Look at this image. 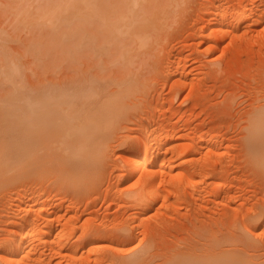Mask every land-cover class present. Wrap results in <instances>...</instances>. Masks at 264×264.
Returning a JSON list of instances; mask_svg holds the SVG:
<instances>
[{"label": "rangeland", "instance_id": "374dc122", "mask_svg": "<svg viewBox=\"0 0 264 264\" xmlns=\"http://www.w3.org/2000/svg\"><path fill=\"white\" fill-rule=\"evenodd\" d=\"M95 1L94 14L78 4L70 17L71 0H0V163L8 165L0 169V264H147L154 249L134 259L144 244L139 228L159 208L168 215L163 246L191 242L198 253L215 249L217 259L231 253L235 264H264V155L244 147L242 118L264 94V0ZM34 90L72 102L54 103L42 119L46 138L30 151L8 119ZM76 108L88 120L78 122ZM155 139L182 150L173 173H197L164 186L167 203L140 213L134 199L149 187L141 172L159 168L146 163L156 157Z\"/></svg>", "mask_w": 264, "mask_h": 264}, {"label": "bare ground", "instance_id": "6f19581e", "mask_svg": "<svg viewBox=\"0 0 264 264\" xmlns=\"http://www.w3.org/2000/svg\"><path fill=\"white\" fill-rule=\"evenodd\" d=\"M20 1V0H19ZM22 2V1H21ZM68 2H69V0H68ZM68 2H66L65 4H66V6H65V4H64V6L62 5V7H63V9L65 8V11H66V8L67 7H69L68 6ZM26 5L27 6V8H29L28 6L30 5H28V4H26V3H24L23 2V5ZM78 4H82V6H80V5H78ZM93 4H96V1L95 0H71V2H69V5H70V7H69V9L68 10H70V9H72L73 7L71 6V5H75L74 6V8H75V10H77V13H78V11H80V9L82 8V7H86V9H92V10H90V12L91 13H93L94 14V11H95V8H93ZM22 5V6H23ZM23 6L24 8H26V6ZM56 5V4H55ZM55 5H53V6H55ZM76 5H78V6H76ZM21 6V7H22ZM81 8H80V7ZM22 7V8H23ZM57 7H61V5H56L54 8H52V6H51V9L52 10H56V9H58ZM62 7L60 8V9H62ZM72 7V8H71ZM76 7H79L78 9L76 8ZM88 7V8H87ZM25 9L24 10V12H23V10H21V12H23L24 14H26L27 13V11L26 10H28V9ZM56 8V9H55ZM83 9H85V8H83ZM262 9H263V7H262ZM39 10V9H38ZM49 10L50 9H48L47 11H45V12H47V14H48V16L50 15V18L51 17H53L54 18V16H51V14H49ZM59 10V9H58ZM74 10V9H73ZM74 10V11H75ZM249 10V9H248ZM253 10V8L249 11V12H251ZM257 10V9H256ZM259 10V9H258ZM35 11V10H34ZM41 11H42V9H41ZM65 12V11H63V10H60V12ZM84 11V10H83ZM20 12V13H21ZM56 12V11H55ZM68 13L70 12V17L72 16V12L73 11H67ZM66 12V13H67ZM76 12V11H75ZM85 12H86V10H85ZM258 12V11H257ZM29 13H30V11H29ZM36 13H38L37 15V18L39 17V16H41V15H39V12H36ZM42 13V17H43V15H46V14H44V12L42 11L41 12ZM57 13V12H56ZM56 13H54V14H56ZM74 13V12H73ZM98 13V12H97ZM256 13V12H255ZM18 14V13H17ZM62 14V13H61ZM81 14H83V13H81ZM81 14H79V16H81ZM247 14H249V13H247ZM247 14H244V16L242 17V19L243 20H247L248 18V16H247ZM258 14V13H257ZM262 14H264L263 12L261 13H259L258 14V16H260L262 19L264 18V15H262ZM20 15V14H19ZM18 15V16H19ZM33 15V14H32ZM58 15H60V13L58 14ZM58 15H55L56 16V18H57V16ZM64 15V14H63ZM67 14H66V16H68ZM84 15V14H83ZM82 15V16H83ZM87 15V14H86ZM221 15H223V14H221ZM226 15V14H225ZM25 16V15H24ZM27 16H29V15H27ZM26 16V17H27ZM34 16V15H33ZM68 16V17H69ZM75 16V15H74ZM77 16V15H76ZM224 16V15H223ZM222 16V17H223ZM247 16V17H246ZM255 16V15H254ZM257 16V17H258ZM31 17V16H30ZM36 17V16H35ZM35 17H31V18H35ZM59 17V16H58ZM64 17H65V15H64ZM244 17H246L247 19H244ZM37 18H35V20L37 19ZM73 18V17H72ZM228 18V17H227ZM259 18V17H258ZM39 19V18H38ZM64 19V18H63ZM70 19V18H69ZM68 19V20H69ZM241 19V20H242ZM255 19V18H254ZM254 19L252 20V21H254ZM21 20H23V19H21ZM57 20V19H56ZM224 20V19H223ZM220 21V20H219ZM240 21V20H239ZM260 22V21H259ZM223 23V22H222ZM253 23V22H252ZM261 23V22H260ZM220 24V23H219ZM231 24V23H230ZM233 24V23H232ZM231 24V25H232ZM240 24V23H239ZM253 26V25H252ZM113 27V26H112ZM231 27H233V26H231ZM235 29H237V26H236V24H235ZM248 27V26H247ZM241 29V28H240ZM248 29H246V31H247ZM115 31V30H114ZM236 31V30H235ZM231 33V32H230ZM234 33V32H233ZM244 33H245V31H244ZM225 34V33H224ZM232 35V34H231ZM235 35V34H234ZM247 35V34H246ZM245 35V36H246ZM222 36H223V34H222ZM264 40V39H263ZM258 42H259V39H258ZM263 46H264V44H263ZM262 48V47H261ZM263 51V50H262ZM262 51H261V54H262ZM264 52V51H263ZM264 56V55H263ZM262 59V58H261ZM2 60H5L4 59V57H3V59ZM6 61V60H5ZM11 61V60H10ZM7 62V61H6ZM231 62V61H230ZM4 63V62H3ZM12 63V62H11ZM6 64H8V63H6ZM5 64V65H6ZM13 64V63H12ZM11 65V64H10ZM259 65V64H258ZM4 66V65H3ZM11 66H13V67H11ZM10 67L11 68H13V70L12 71H14L15 73H17V68H16V66H15V70H14V65H11ZM218 66V65H217ZM225 66V65H224ZM6 68V67H5ZM9 68V67H8ZM7 68V69H8ZM7 69H4V70H6V72H1L2 74L3 73H6L7 74V72L8 71H10V69L9 70H7ZM11 71V72H12ZM9 73V72H8ZM15 73H13V75H16ZM1 74V75H2ZM6 74H3V76L4 75H6ZM11 74V73H10ZM13 75H11V76H13ZM10 75H8V77H9ZM14 77V76H13ZM4 78H5V76H4ZM6 79H8V78H6ZM179 79V78H178ZM264 79V78H263ZM15 80V79H14ZM14 80H13V82H14ZM9 81V80H8ZM263 81V80H262ZM12 82V83H13ZM14 84V83H13ZM15 85V84H14ZM105 85V84H104ZM18 86H20V85H18ZM264 86V85H263ZM14 86L12 85V88H13ZM15 87H17V86H15ZM21 87V86H20ZM19 87V88H20ZM10 89L11 90V92L13 91V89ZM264 88V87H263ZM25 90V89H24ZM37 90H39V89H37ZM36 90V91H37ZM43 89H41V91H42ZM90 90V88H88V91ZM20 91V90H19ZM18 91V92H19ZM21 91H23V90H21ZM45 91V90H44ZM57 91H62V90H57ZM75 91V90H74ZM73 91V92H74ZM87 91V92H88ZM11 92H9V93H11ZM31 92V91H30ZM66 92H67V90H66ZM69 92V91H68ZM79 92V91H78ZM85 91H83L82 93H84ZM93 92V91H92ZM8 93V94H9ZM17 93V92H16ZM16 93L14 92V94L16 95ZM34 94H32V95H27V97H26V100H25V102H24V100H23V96H19L20 95V92L17 94L20 98H22V100H23V102L21 103V104H19V105H16V110L17 109H19L20 110V112H16V113H14V115H13V113L11 114V115H13L10 119H8L7 121L10 123H8L9 125H12L13 127H14V129L15 128H19L20 130H21V132H22V134H23V136L26 138V142H27V145L25 146V149L27 148V147H29L28 149L30 150V151H32L31 149L34 147V145H35V143H36V141H37V144L36 145H38V144H40L42 141H44L45 139L44 138H46V132H45V128L43 127V124H42V119L45 117V115L52 109V107L53 106H55V105H57V104H54V103H56V102H58V101H71L72 102V100H70V99H72L70 96H72V95H69V93H66V94H68L69 96H66L65 95V93L62 95V94H60V92L58 93V95L59 96H57V97H55L54 96V98H52L51 100H50V97H48V98H44L46 95H44L43 97L41 96V94H39V93H37V94H35V90H34V92H33ZM42 93V92H41ZM47 93V92H46ZM49 93V92H48ZM55 93V92H54ZM62 93H63V91H62ZM72 93V92H71ZM81 93V92H80ZM81 93V94H82ZM89 93V92H88ZM8 94H7V96H8ZM13 94V97L15 96ZM21 94H22V92H21ZM56 94V93H55ZM73 94V93H72ZM76 94V93H75ZM80 94V98H81V95ZM9 95H11V94H9ZM16 95V97H15V99L17 98V100H18V96ZM52 95V94H51ZM85 95H87V94H85ZM91 95V94H90ZM89 95V96H90ZM94 95V94H93ZM97 94H95V96H96ZM100 95H102L103 96V94H100ZM7 96H5V100H7V103L9 102L8 101V99H10L11 97H9L8 96V99L6 98ZM48 96V95H47ZM50 96V95H49ZM53 96V95H52ZM107 96V95H106ZM76 97V96H75ZM74 97V98H75ZM2 98H4V97H2ZM19 98V99H20ZM67 98V99H66ZM96 98V97H95ZM94 98V99H95ZM250 98V97H249ZM14 99V98H13ZM12 99V100H13ZM54 99V100H53ZM79 99V98H78ZM78 99H77V101H78ZM104 99V98H103ZM258 99H260V100H262V101H260V102H262V103H260L259 102V104H257V105H254V106H252V107H250V110H248V114H245V113H243L244 115L243 116H245V118L242 116V118L243 119H246V123H245V129L247 130L246 132H245V146L244 147H248V148H254V149H256V150H258V152H260V153H258V154H262V155H264V94L262 95V96H260ZM2 100H4V99H2ZM12 100H10V101H12ZM81 100H83V99H81ZM105 100H106V97H105ZM5 102V101H4ZM13 102V101H12ZM12 102H10V103H12ZM16 102V101H15ZM103 102H104V100H103ZM79 103V102H78ZM258 103V102H257ZM9 104V103H8ZM7 104V105H8ZM7 105H4V106H7ZM4 106H2V107H4ZM9 106V105H8ZM58 106V105H57ZM1 107V108H2ZM8 108H10V110H11V108H13L12 106L11 107H8ZM13 110H14V108H13ZM18 110V111H19ZM76 110H78L79 111V113H77L78 115L77 116H79L78 117V122L79 121H81V120H88V116H87V114H82L81 112H80V110L78 109V108H76ZM12 111V110H11ZM14 112V111H13ZM84 112V111H83ZM11 112L9 111V114H10ZM89 114V113H88ZM10 115V116H11ZM9 116V115H8ZM5 119V118H4ZM4 121V120H3ZM2 121V119H1V122H3ZM243 121V122H244ZM242 123V122H241ZM0 124H2V123H0ZM6 124V123H5ZM5 124H4V126H5ZM8 124H6V125H8ZM3 125V124H2ZM8 125V126H9ZM3 126V127H4ZM5 128V127H4ZM7 129V128H6ZM9 129V128H8ZM12 129V127H10V130ZM12 131H13V129H12ZM14 131H16V130H14ZM20 132V131H19ZM20 136V135H19ZM22 136V137H23ZM159 138V137H158ZM157 138V139H158ZM193 138V137H192ZM9 139V138H8ZM24 139V138H23ZM44 139V140H43ZM161 139V138H160ZM205 140V139H204ZM204 140H200V141H204ZM207 142H210V144L212 143V138H210V139H207L206 140ZM3 142V141H2ZM1 142V143H2ZM7 142V141H6ZM6 142H5V144H6ZM26 142H25V144H26ZM39 142V143H38ZM156 142V143H155ZM155 144H153L152 146H151V144H150V149H152L153 151L155 150L156 152L154 153V154H156V155H154V160H152V159H149V160H146V159H148L149 158V156L147 157V158H145L144 157V159L146 160V163H148L149 162V164H148V166H151L152 165V163H156V164H159L158 165V169H150V168H152V167H149V169H147L148 167H144L145 169H143V171L141 172V177L143 178L142 179V182H143V184L145 185V184H148L149 185V187H148V185H147V187H148V189L146 190V192H143V191H141V189H140V191L141 192H137L138 194H136L137 195V197H135V199H134V205L136 206V207H138V210H139V212L140 213H145L146 211H151L153 208H154V206H155V204H156V202H158V200H160V199H165V201H162V202H164L163 204L165 205L167 202V198H165L166 197V195L168 194L167 193V191H166V195H165V192L163 191V189L164 190H166L165 188H163L164 186L166 187V185L168 186V188L169 187H174L176 184H178L180 181L182 182V180H184L185 179V181H187V179H189L188 177H194L196 174H195V172L196 171H194V169L195 170H197L195 167L193 168V166L191 167V168H193L192 170L191 169H189V171L187 170V171H185V173L184 172H178V173H173L172 171L174 170V160H175V157L177 156V154H178V156L181 154H183V153H179V152H181L182 150H180L179 152L176 150V148H174V146H172L170 143H172V142H162L161 144H160V142H158L156 139H155ZM218 143V142H217ZM4 144V145H5ZM44 144H45V142H44ZM213 144H215V143H213ZM2 145V144H1ZM194 145H196V143L194 144ZM200 145V144H199ZM198 145V146H199ZM45 146V145H44ZM207 146H209V145H207ZM213 146V145H212ZM212 146H210V147H212ZM5 147V146H4ZM199 147H201V146H199ZM209 147V148H210ZM246 147V148H247ZM35 148V147H34ZM37 148V147H36ZM43 148V147H42ZM213 148V147H212ZM216 148V145L214 146V149ZM28 149H27V152H28ZM40 149V148H39ZM38 149V150H39ZM178 149V148H177ZM182 149V148H181ZM207 149V148H206ZM2 150V149H1ZM34 150V152L36 153V150L35 149H33ZM37 150V151H38ZM195 150V149H194ZM201 150V149H200ZM211 149H209V151H210ZM40 151V150H39ZM38 151V152H39ZM207 151V150H206ZM205 151V152H206ZM209 151L208 152H206V153H209ZM212 151H214V150H211L210 151V153L212 152ZM33 152V153H34ZM38 152L36 153V154H38ZM186 152V151H185ZM196 152H197V150H196ZM153 153V152H152ZM161 153H164L165 155H166V153H170V154H172L171 156L172 157H170V158H166V156H164V155H160ZM187 153V152H186ZM191 153V152H190ZM201 153V152H200ZM209 153V154H210ZM27 154V153H26ZM203 154V153H202ZM32 155V154H31ZM30 155V156H31ZM207 155V154H206ZM15 156V155H14ZM145 156V155H144ZM169 156V155H168ZM205 158H207L205 155H203ZM210 156V155H209ZM208 156V157H209ZM212 156H214V155H212ZM202 157V156H201ZM211 157V156H210ZM6 158V162L8 163L9 162V160L7 159V157H5ZM25 158H29V157H26L25 156ZM200 158V157H199ZM205 158L203 159L202 158V160H205ZM214 159V161L213 162H215V158H213ZM12 160V159H11ZM199 160V159H198ZM201 160V159H200ZM206 160H208V159H206ZM217 160V159H216ZM2 162L0 163L1 164V167H0V169L2 170V171H4L3 169H5L6 170V168H8V167H5V166H8V165H3L4 167H3V169H2V164L5 162L3 159L1 160ZM14 162H15V160H13ZM13 161L12 162H10V164L11 163H13ZM27 161H28V159H27ZM211 160H209V162H210ZM202 162V161H201ZM208 162V161H207ZM213 162H212V164H213ZM217 162V161H216ZM29 163V162H28ZM146 163H144V166H146L145 164ZM154 163V164H155ZM206 163V162H205ZM205 163H202V164H204L205 165ZM14 164V163H13ZM151 164V165H150ZM196 164V162H194V165ZM197 164H199V163H197ZM202 164H200V167L199 168H201V165ZM142 165V164H141ZM211 165V164H210ZM199 165H197V167H198ZM203 166V165H202ZM207 166V165H206ZM216 166V165H215ZM12 167V166H11ZM10 167V168H11ZM212 167H214V166H212ZM137 168V167H136ZM154 168V167H153ZM184 168V167H183ZM190 168V167H189ZM205 168V167H204ZM202 169V168H201ZM201 169H198V173H199V171L201 170ZM214 169V168H213ZM212 169V170H213ZM131 170V169H130ZM204 170V169H203ZM203 170H201V171H203ZM206 170V169H205ZM208 170V169H207ZM215 170V169H214ZM220 170V169H219ZM179 171V170H178ZM1 172V171H0ZM130 172V171H129ZM187 172V173H186ZM210 172H212L211 171V169H210ZM3 173V172H2ZM2 173H0V175L2 174ZM5 173V172H4ZM184 173V174H183ZM197 173V172H196ZM130 174V173H129ZM212 176V175H211ZM210 176V177H211ZM207 177H208V175H207ZM158 179V181H156ZM191 179V178H190ZM189 179V180H190ZM184 181V182H185ZM154 182L156 183V182H158V183H156V184H154ZM142 184V185H143ZM160 185V186H155V185ZM143 185V186H144ZM177 186V185H176ZM145 187H146V185H145ZM178 187V186H177ZM177 187H175V188H177ZM141 188H144V187H141ZM167 188V187H166ZM167 188V189H168ZM227 188V187H226ZM230 188V187H229ZM80 190H78L77 189V191H81V188H79ZM178 189V188H177ZM223 189V188H222ZM171 190H173V189H171ZM209 190H211V189H209ZM217 190V189H216ZM229 190V189H228ZM137 191H138V189H137ZM132 192V191H131ZM136 192V191H135ZM170 192V191H169ZM172 192V191H171ZM175 192V191H174ZM173 192V193H174ZM206 192V191H205ZM207 192H208V190H207ZM210 192V191H209ZM212 192H213V190H212ZM211 192V193H212ZM217 191H215V192H213V193H216ZM226 192H228V191H226ZM203 193V192H202ZM129 194V193H128ZM170 194V193H169ZM175 194H177L176 192H175ZM197 194V193H196ZM208 194H210V193H208ZM222 194V193H221ZM199 195H200V193H199ZM199 195H197V197L199 196ZM203 195V194H202ZM217 195V194H216ZM219 195V194H218ZM230 195V194H229ZM133 196H135V195H133ZM132 196V197H133ZM201 196V195H200ZM206 196V195H205ZM214 196H215V194H214ZM213 196V197H214ZM129 197V196H128ZM204 197V196H203ZM212 197V198H213ZM229 197V196H228ZM202 198V197H201ZM200 198V199H201ZM226 198V197H225ZM230 198V197H229ZM228 198V199H229ZM217 199V198H216ZM227 199V200H228ZM170 200V199H169ZM215 200V199H214ZM213 200V201H214ZM224 200V199H223ZM226 200V201H227ZM174 201V200H173ZM202 201H203V199H202ZM208 201V200H207ZM131 202H133V201H130L129 203H131ZM161 202V201H160ZM166 202V203H165ZM172 202V201H171ZM170 203V202H169ZM176 203V202H175ZM228 204V203H227ZM171 205H173V204H171ZM170 205V206H171ZM203 205V204H202ZM157 206V205H156ZM163 206V205H162ZM170 206H169V208H170ZM158 207V206H157ZM164 207V206H163ZM194 207V206H193ZM164 208H166V207H164ZM168 208V209H169ZM176 209V208H175ZM174 209V210H175ZM158 210H160V208L158 209ZM157 209H156V212L155 213H153L154 215H152V216H150L149 217V219H148V222L146 223V225H145V227L143 228V230H142V226L139 228L140 230H139V232L140 231H142V236H143V239L141 240V238H140V240L141 241H144V244H143V246L140 248V250L136 253V254H134V255H139L140 257H135L134 259L135 260H140V259H142V257H143V255H145L146 256V254L145 253H147V252H150L151 251V249L153 250V252H150V254L152 255L151 257L152 258H150L148 255H150V254H148L147 256L150 258V262H152L151 261V259L153 260V258L155 259V257H156V259L157 258H159V256H161L160 257V260H161V258H162V262L160 263L159 262V259H158V262L160 263V264H235L236 262L234 261V256L231 254V253H228V254H226V253H224L223 255H222V259L220 258V257H218V259L214 256V252H216V251H214V252H211L212 250H215V249H212L211 251H209L210 249H206V251L204 252L203 250H201V251H203V252H201V253H198L197 251L198 250H196V249H198V248H195V244L194 245H192L191 246V242L189 243L188 242V244H186V245H183V246H179V245H174V243L172 244H168V243H164L165 245L163 246V244L161 243V240H160V235H163V234H165V232H163L164 230H163V226L166 224V221H167V219H166V217L168 216V215H166V216H162V214L161 213H159V211H158ZM202 210V209H201ZM161 211H162V209H161ZM169 211H170V209H169ZM165 212H166V210H165ZM198 212V211H197ZM197 212H196V214H197ZM173 213V212H172ZM195 213V212H194ZM161 214V215H160ZM169 214H171V213H169ZM195 214V217L197 218L198 216V214L196 215ZM150 215V214H149ZM164 215V214H163ZM203 215V214H202ZM201 216V215H200ZM204 216V215H203ZM201 218V217H200ZM126 220V219H125ZM131 220V219H130ZM169 220V219H168ZM206 220V219H205ZM34 218H32V216H31V218H30V225H34ZM121 222V221H120ZM139 222V221H138ZM142 222V221H141ZM141 222H140V224H141ZM144 222H145V219H144ZM169 222V221H168ZM201 222V221H200ZM207 222V221H206ZM206 222H204V223H206ZM122 223H125V222H122ZM121 223V224H122ZM143 223V222H142ZM172 223V222H171ZM171 223H169V224H171ZM209 223V222H208ZM120 224V225H121ZM125 225V224H124ZM168 225V224H167ZM166 225V226H167ZM202 225V224H201ZM129 225H126V226H122V228H124V229H127L126 231H128V228H126V227H128ZM136 226H138V224L136 225ZM135 226V227H136ZM140 226V225H139ZM165 226V227H166ZM207 226V225H206ZM121 226H119V228H120ZM135 227H133L131 230H132V232H131V230H129V232H131V233H129V234H134L133 233V230H134V228ZM186 227V226H185ZM246 227V226H245ZM91 228V227H90ZM117 228V227H116ZM115 228V229H116ZM121 228V229H122ZM138 228H136V231H138L137 229ZM172 228V227H171ZM175 228H176V226H175ZM175 228H172V229H175ZM182 228V227H181ZM206 228V227H205ZM186 229V228H185ZM110 230H112V229H110ZM114 230V229H113ZM112 230V231H113ZM184 230V229H183ZM93 231V230H92ZM97 231V230H96ZM170 231H172V230H170ZM105 232H106V230H105ZM163 232V233H162ZM92 233H94V232H92ZM96 233H98V232H96ZM108 233V232H107ZM125 233V232H124ZM172 233V232H171ZM198 233V232H197ZM127 234V233H126ZM200 235H201V233H199ZM100 235V234H99ZM102 235H103V233H102ZM114 236H115V234H113ZM112 235V236H113ZM167 235V234H166ZM104 237L105 236H107L106 235V233H105V235H103ZM131 236V235H130ZM134 236V235H133ZM180 236V235H179ZM184 236V235H183ZM192 236V238L193 239H195V241L194 242H199V239L201 238V236H200V238L198 239V238H195L193 235H191ZM197 236V235H196ZM109 237V236H108ZM117 238L119 237V236H116ZM126 237V236H125ZM136 237V236H135ZM165 237V236H164ZM199 237V236H198ZM202 237H204L203 236V233H202ZM103 238V237H102ZM116 238V239H117ZM122 237H120V239H121ZM129 238V237H128ZM162 238V237H161ZM191 238V237H190ZM189 238V239H190ZM106 239V238H105ZM109 239V238H108ZM107 239V240H108ZM113 239H114V237H113ZM119 239V238H118ZM193 239H191L192 241H193ZM197 239H198V241H197ZM96 240V239H95ZM110 240V239H109ZM122 240V239H121ZM166 240V239H165ZM167 240H168V238H167ZM114 241H115V239H114ZM141 241L139 242V243H141ZM159 241H160V243H159ZM170 241V240H169ZM168 241V242H169ZM190 241V240H189ZM165 242V241H164ZM171 242V241H170ZM169 242V243H170ZM185 242H187V241H185ZM193 242V243H194ZM86 243V242H85ZM125 243H126V240H125ZM143 243V242H142ZM160 244V245H159ZM162 244V245H161ZM176 244V243H175ZM199 244V243H198ZM204 244V243H203ZM122 245V244H121ZM139 246V245H138ZM23 244H22V241H20V242H18V244L16 245V249L18 250H16L17 251V253L18 252H23V249H25V248H23ZM205 250V249H204ZM15 251V252H16ZM114 252V251H113ZM200 252V251H199ZM104 253V252H103ZM131 253V252H130ZM110 254V253H109ZM109 254H107L106 255V257L109 255ZM112 254V253H111ZM103 255V254H102ZM132 255V254H131ZM109 256H112V255H109ZM118 256V255H117ZM116 256V257H117ZM121 256V255H120ZM127 256H128V254H127ZM133 256V255H132ZM144 256V258H146ZM91 257V256H90ZM93 257V256H92ZM94 257H96V256H94ZM114 257H115V253H114ZM113 256H112V260H114V259H116V257L114 258ZM123 257V256H122ZM124 257H126V255L124 256ZM129 257V256H128ZM97 258H99V257H97ZM96 258V259H97ZM111 258V257H110ZM114 258V259H113ZM118 258H120V257H118ZM132 258V257H131ZM95 259V258H94ZM104 259V258H103ZM102 259V260H103ZM124 259H126V258H124ZM129 259V258H128ZM155 259V260H156ZM219 259H220V261H219ZM90 260V259H89ZM88 260V261H89ZM135 260H131L130 262H132V261H135ZM144 260H146V259H144ZM143 260V261H144ZM123 260H121V258H120V263L122 262ZM157 261V260H156ZM95 262V261H94ZM102 262V261H101ZM114 262H116V261H114ZM129 262V261H128ZM136 262V261H135ZM142 262V261H141ZM148 263H150L149 261H147ZM158 262H157V264H158ZM34 263V262H33ZM83 263V262H82ZM85 263V262H84ZM87 263V262H86ZM91 262H89L88 264H90ZM119 263V264H120ZM146 263V262H145ZM144 263V264H145ZM147 263V264H148ZM94 264V263H93ZM96 264H98V263H96ZM133 264H135V263H133ZM138 264H141V263H138ZM151 264V263H150ZM238 264V263H237Z\"/></svg>", "mask_w": 264, "mask_h": 264}]
</instances>
